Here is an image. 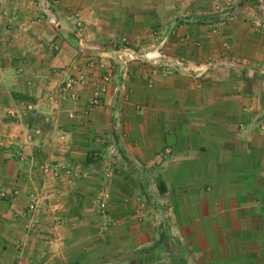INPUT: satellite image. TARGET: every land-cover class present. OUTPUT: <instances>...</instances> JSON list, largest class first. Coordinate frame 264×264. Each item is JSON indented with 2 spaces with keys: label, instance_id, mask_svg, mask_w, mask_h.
<instances>
[{
  "label": "crops",
  "instance_id": "obj_1",
  "mask_svg": "<svg viewBox=\"0 0 264 264\" xmlns=\"http://www.w3.org/2000/svg\"><path fill=\"white\" fill-rule=\"evenodd\" d=\"M79 13L92 49L125 34L176 69L134 62L129 96L85 112L63 85L90 72ZM19 261L264 264L256 0H0V264Z\"/></svg>",
  "mask_w": 264,
  "mask_h": 264
},
{
  "label": "rangeland",
  "instance_id": "obj_2",
  "mask_svg": "<svg viewBox=\"0 0 264 264\" xmlns=\"http://www.w3.org/2000/svg\"><path fill=\"white\" fill-rule=\"evenodd\" d=\"M75 15V35L78 42L81 44V46H79V52L82 57L87 58L90 72L88 75L82 73L81 69L72 72L69 74L68 80L63 82V85L66 86L68 93H71V97L74 100H79L83 94L88 97V103L84 109L85 112L95 111L98 105H101L104 96L109 90L110 84L113 85L117 91L121 92L122 99L129 96L130 88L128 87L127 81L130 73V66L134 62L140 61L146 64H152L154 66L160 67L161 69L165 66L166 62L163 60L165 59L163 55L160 53L149 54V52L146 53L145 51H141L139 49L141 48L140 42L130 38L125 34L114 36L113 39L107 44L92 49L91 46L89 47V45L85 42L87 32L86 21L83 19L80 13L79 15ZM79 22L82 24L81 26L83 28L82 41H80L79 36L76 33V27L78 26ZM127 47L135 49L140 54V56L130 59L127 51L124 50ZM115 49L123 50L116 53L112 51ZM102 50H108V53H102ZM124 59H127L128 62L125 63L123 61ZM118 80V86H115ZM93 154L95 157H99L100 155L98 152Z\"/></svg>",
  "mask_w": 264,
  "mask_h": 264
},
{
  "label": "built area",
  "instance_id": "obj_3",
  "mask_svg": "<svg viewBox=\"0 0 264 264\" xmlns=\"http://www.w3.org/2000/svg\"><path fill=\"white\" fill-rule=\"evenodd\" d=\"M234 3H232V2H230L229 4H228V7H229V11L226 13V14H224L223 16H222V18H221V20H223V21H225V20H229V19H231L233 16H234V14H233V10H234V5H233ZM256 6H259V7H261L262 9H263V11H264V0H256ZM52 20H53V22H55L56 20H55V17L54 18H52ZM262 22H263V20H262ZM82 24L79 22L78 23V26L76 27L77 28V35L79 36V39H80V41H82V32H83V28H82V26H81ZM257 25L258 26H260L261 25V22H259V23H257ZM121 50H123V49H121ZM121 50H118V49H115V50H112V51H114V52H116V53H118L119 51H121ZM124 50H126L127 51V54H128V56L130 57V59H134V58H136V57H138V56H140V54L135 50V49H133V48H131V47H127V48H125ZM102 53L104 52L105 54H107L108 53V50H102L101 51ZM150 54V53H149ZM152 56V55H151ZM125 63L126 62H128V60L127 59H124L123 60ZM165 66H166V68H167V70L166 71H169V70H171V69H176V66H173L172 64H170V63H165ZM60 170V166L59 165H51V164H46L45 166H43V171H44V173H57L58 171ZM13 264H23L22 262H16V263H13Z\"/></svg>",
  "mask_w": 264,
  "mask_h": 264
}]
</instances>
